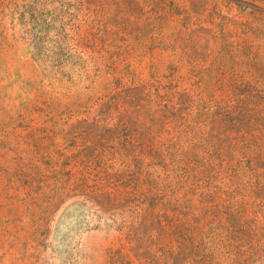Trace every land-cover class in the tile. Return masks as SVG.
I'll return each mask as SVG.
<instances>
[{
    "label": "rangeland",
    "instance_id": "374dc122",
    "mask_svg": "<svg viewBox=\"0 0 264 264\" xmlns=\"http://www.w3.org/2000/svg\"><path fill=\"white\" fill-rule=\"evenodd\" d=\"M0 264H264V0H0Z\"/></svg>",
    "mask_w": 264,
    "mask_h": 264
}]
</instances>
